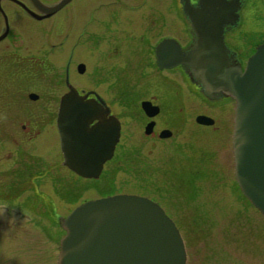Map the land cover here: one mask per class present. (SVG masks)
Segmentation results:
<instances>
[{
  "label": "rangeland",
  "instance_id": "obj_1",
  "mask_svg": "<svg viewBox=\"0 0 264 264\" xmlns=\"http://www.w3.org/2000/svg\"><path fill=\"white\" fill-rule=\"evenodd\" d=\"M40 1L54 5L60 0ZM102 4L107 6L100 8ZM4 5L9 13L13 9L16 28L36 43L65 34L75 40L80 33L86 40L93 32H108L98 26L104 21L120 22L119 31H138L142 23L149 22L154 9L158 10L161 22L175 18L177 12L180 16L177 0H73L42 21L27 17L7 3ZM87 22H92L88 30L85 29ZM234 30L228 40L235 50L245 52L253 40L251 33L264 30V0H248L242 12V24ZM164 77L158 74L145 79L128 78L130 86L141 84L129 97L157 96L162 109L157 122L161 127L175 130L174 146L188 153V161L172 158L173 155L166 153V145L156 149L145 139L142 119L137 116V120L121 119L120 153L105 166L101 179H80L64 168L62 173L75 180L76 190L84 193L89 188L82 200H96L111 193L154 199L179 228L186 244L187 264H264V217L236 188L232 149L234 106L208 108L190 93L170 90ZM123 108L116 106L115 112L121 113ZM201 112L217 117L221 133L196 124L195 119ZM34 147L56 159L59 140L51 134L34 142ZM49 189L46 192L53 193V189ZM2 192L5 196L9 193L8 190ZM12 192L18 198L0 199V264H58L65 231L58 221L51 219L49 211L53 213L54 209L45 197L38 199L34 192L29 210L19 199L29 193ZM54 194L58 196L55 190ZM57 202L58 211L62 213L64 209L58 198ZM64 213L69 211L64 210Z\"/></svg>",
  "mask_w": 264,
  "mask_h": 264
},
{
  "label": "water",
  "instance_id": "obj_2",
  "mask_svg": "<svg viewBox=\"0 0 264 264\" xmlns=\"http://www.w3.org/2000/svg\"><path fill=\"white\" fill-rule=\"evenodd\" d=\"M13 1L35 19L44 20L72 0L54 5L31 0L39 14ZM181 3L195 42L186 53L177 41L163 40L156 48L158 64L161 69L189 68L191 80L211 101L235 100V178L243 196L264 216V44L257 47L243 70L224 41L225 28L236 26L240 20V0H198L197 7L191 0ZM141 108L149 118L160 112L150 101L142 102ZM196 122L214 124L206 116H199ZM57 127L63 165L81 178L99 179L120 142L119 120L101 100L88 99L69 86L61 99ZM153 127L154 122L149 123L145 134L150 135ZM171 135L164 130L161 138ZM63 229L66 236L61 242L59 264L187 263L177 225L147 197L120 194L88 201L63 220Z\"/></svg>",
  "mask_w": 264,
  "mask_h": 264
},
{
  "label": "flooded vegetation",
  "instance_id": "obj_3",
  "mask_svg": "<svg viewBox=\"0 0 264 264\" xmlns=\"http://www.w3.org/2000/svg\"><path fill=\"white\" fill-rule=\"evenodd\" d=\"M18 1L27 9L36 11L31 0ZM177 1L180 16L177 12L175 18L172 16L169 21L164 19L161 22V18L157 17L158 10L154 9L151 14L149 13V22L142 23L138 31H119L117 27L121 24L120 22L104 21L98 26L108 32H93L86 40L80 33L75 40H71L68 34H65L63 37H47L40 43H36L32 37L16 28L13 9H10L11 13H9L4 4L7 3L8 6L15 7L27 17L34 18L13 0H0V199L18 198L13 194V190L25 191L29 195L19 199L23 200V207L30 210L35 192L38 199L45 197L48 205L56 212L50 211L51 219L61 222V226L62 221L77 206L88 201L82 198L89 188L84 193L76 190L75 180L67 178L62 173V169L66 167L63 166L64 158L60 149L57 120L61 99L69 92V86L75 88L82 96L88 95V99L99 103L101 100L102 106L110 109L111 115L119 119L121 138L123 128L121 119L137 120L138 116L142 119L145 139L150 141L156 149L166 145V153L173 155L172 158L180 157L184 161L189 160L188 153L181 150L178 145L174 146L175 142L172 138L176 135L175 130L158 124L157 118L162 109L157 96L142 95L143 97L136 99L129 97L136 93V89L141 87V84L137 87L130 86L128 78L145 79L163 74L170 90L180 89L188 95L190 93L193 98L196 96V99H200L208 108L215 110L226 104L230 107L234 106V102L229 98L217 101L203 98L201 88L189 81V68L182 65L170 69L160 68L156 48L163 40L177 41L186 53L195 42V34L183 12L181 0ZM191 2L197 7L198 0H191ZM247 2L248 0H240V21L236 27H226L224 33L225 43L231 55L233 54L234 59L241 62L243 68L255 53L256 47L264 43V30L251 33L253 40L249 42L250 46L245 52L235 50L228 40L232 31L241 26L242 12ZM106 6L102 4L100 8ZM91 24L92 22H87L85 29L88 30ZM173 31L178 33L174 34ZM4 34L5 36L2 37ZM141 98L143 100H140ZM144 101H150L154 106L159 107V114L149 118L141 108ZM120 105L122 108L124 106L123 111L116 113L115 107ZM199 115L212 118L214 125L203 126L196 123L197 125L221 133V127L217 126V117L204 112ZM151 122H154L153 131L150 135H146V127ZM164 130L171 131L170 138H161ZM51 134L59 140L56 159L47 153L38 152L34 147V142L45 139ZM119 153L120 143L116 148L115 157ZM69 172L74 177H78ZM49 188L53 189V193L46 192ZM3 190L9 191L7 196L2 192ZM54 190L58 192L57 197ZM67 191L70 193L68 197L65 194ZM57 198L59 202L61 201L60 207L69 211L68 214L64 213V210L62 213L58 211Z\"/></svg>",
  "mask_w": 264,
  "mask_h": 264
},
{
  "label": "bare ground",
  "instance_id": "obj_4",
  "mask_svg": "<svg viewBox=\"0 0 264 264\" xmlns=\"http://www.w3.org/2000/svg\"><path fill=\"white\" fill-rule=\"evenodd\" d=\"M189 81H191V82H193L192 80H191V78H190V76H189ZM194 83V82H193ZM116 117V116H115ZM117 118V117H116ZM118 119V118H117ZM61 148V147H60ZM62 155H63V153H62ZM64 158V157H63ZM69 171H71V170H69ZM72 172V171H71ZM72 173H74V172H72ZM75 174V173H74ZM76 175V174H75ZM76 176H78V175H76ZM78 178H80V179H83V178H81V177H79L78 176ZM62 224H63V221H62Z\"/></svg>",
  "mask_w": 264,
  "mask_h": 264
}]
</instances>
